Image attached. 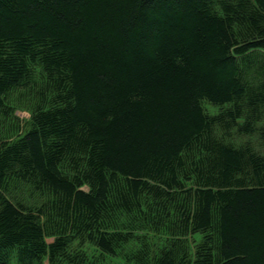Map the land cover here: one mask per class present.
I'll use <instances>...</instances> for the list:
<instances>
[{
  "label": "trees",
  "instance_id": "trees-1",
  "mask_svg": "<svg viewBox=\"0 0 264 264\" xmlns=\"http://www.w3.org/2000/svg\"><path fill=\"white\" fill-rule=\"evenodd\" d=\"M0 264H264V0H0Z\"/></svg>",
  "mask_w": 264,
  "mask_h": 264
},
{
  "label": "rangeland",
  "instance_id": "rangeland-1",
  "mask_svg": "<svg viewBox=\"0 0 264 264\" xmlns=\"http://www.w3.org/2000/svg\"><path fill=\"white\" fill-rule=\"evenodd\" d=\"M15 114L20 119V121H22V122L27 120L29 117L28 113L24 110H16Z\"/></svg>",
  "mask_w": 264,
  "mask_h": 264
}]
</instances>
